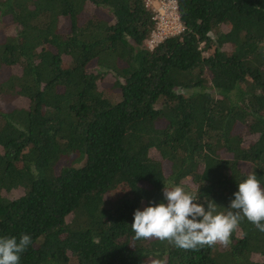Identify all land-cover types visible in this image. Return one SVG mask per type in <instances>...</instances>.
I'll return each instance as SVG.
<instances>
[{"label":"trees","instance_id":"trees-1","mask_svg":"<svg viewBox=\"0 0 264 264\" xmlns=\"http://www.w3.org/2000/svg\"><path fill=\"white\" fill-rule=\"evenodd\" d=\"M177 2L185 31L150 50L146 0H0V105L24 102L0 111V235H31L20 264H264L246 218L190 249L130 226L164 186L222 206L253 171L264 187V0Z\"/></svg>","mask_w":264,"mask_h":264},{"label":"clouds","instance_id":"clouds-1","mask_svg":"<svg viewBox=\"0 0 264 264\" xmlns=\"http://www.w3.org/2000/svg\"><path fill=\"white\" fill-rule=\"evenodd\" d=\"M257 177L253 171L238 182L227 206L218 205L211 198L201 202L179 185L164 186L163 199L135 209L130 226L136 238L155 236L184 249L217 241L227 244L230 233L243 218L264 231V187ZM221 207L227 209L226 213L218 211ZM31 242L28 233L19 238L0 235V264H20Z\"/></svg>","mask_w":264,"mask_h":264},{"label":"built area","instance_id":"built-area-1","mask_svg":"<svg viewBox=\"0 0 264 264\" xmlns=\"http://www.w3.org/2000/svg\"><path fill=\"white\" fill-rule=\"evenodd\" d=\"M146 7L153 13L155 21V28L148 40L150 50L155 49L166 39L185 31L177 0H146Z\"/></svg>","mask_w":264,"mask_h":264},{"label":"rangeland","instance_id":"rangeland-1","mask_svg":"<svg viewBox=\"0 0 264 264\" xmlns=\"http://www.w3.org/2000/svg\"><path fill=\"white\" fill-rule=\"evenodd\" d=\"M158 5V4H157ZM97 13H99L101 16L108 18L107 14L102 12L101 10H96ZM14 32V29L12 27H8V26H3L0 25V39L4 40L5 39V35L6 34H12ZM147 46H148V41L146 42ZM149 47V46H148ZM92 71H97V66H95L94 64L91 67ZM9 76V70L8 69H4L1 74H0V82L5 80L7 77ZM114 82H115V77L113 76V74H108L102 81L101 83V87L102 89L108 91L111 96L114 98V100H116V102H118L121 99V95L118 94V90L114 89ZM179 93H184V94H189L192 93L193 90L190 91H186V90H180L178 89ZM24 104L23 101H16V102H12V103H8L5 105H0V111L1 110H11L14 108V105H22ZM183 188L187 191L188 188H186V186H183ZM126 191L125 189H122L121 191H119L118 194H123Z\"/></svg>","mask_w":264,"mask_h":264}]
</instances>
